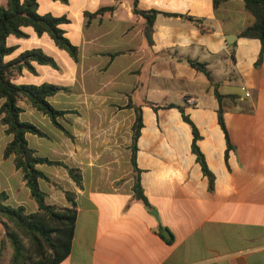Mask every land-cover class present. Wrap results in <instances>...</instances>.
I'll use <instances>...</instances> for the list:
<instances>
[{"label":"crops","instance_id":"0c3cea01","mask_svg":"<svg viewBox=\"0 0 264 264\" xmlns=\"http://www.w3.org/2000/svg\"><path fill=\"white\" fill-rule=\"evenodd\" d=\"M36 1L39 15L67 19L61 29L78 51L76 62L65 60L46 34L26 28V39H7L16 47L7 60L49 47L58 67L33 63L34 73L24 70L16 84L72 87V94L59 93L48 102L71 112L58 122L73 140L46 116L19 104L21 120L40 131L45 127L44 138L25 136L35 154L81 172L78 189L63 168L50 166L47 174L45 165L37 166L75 194L71 249L59 264H264V53L255 66L260 42L239 37L253 22L243 0L216 8L213 0H136L140 10L158 13L150 47L143 19L132 14L133 0ZM107 7L113 10L89 16ZM187 59L203 63L212 82ZM215 86L224 96L220 106L230 147L217 121ZM129 104L140 107L143 125L136 144L138 173L130 161L134 112L124 108ZM168 105L181 107L195 126L211 187L191 153L190 126ZM8 141L0 147V167L5 164L0 191L7 205L33 213L37 208L20 171L12 157H2ZM135 175L147 204L133 196ZM42 184L48 204L67 206L62 192ZM2 253L7 258L1 264H8L6 241Z\"/></svg>","mask_w":264,"mask_h":264},{"label":"trees","instance_id":"16d2710c","mask_svg":"<svg viewBox=\"0 0 264 264\" xmlns=\"http://www.w3.org/2000/svg\"><path fill=\"white\" fill-rule=\"evenodd\" d=\"M52 1H59L63 4L68 2V0ZM226 1L228 0H213V6L216 8L220 3ZM243 3L253 22L239 33V37L256 39L260 42L261 49L255 62V66H258L264 53V0H243ZM37 7L36 0H5V4L0 5V126L4 127V134L10 137L3 150L2 157L4 159L12 157L13 166L20 171L24 185L29 191V198L37 208L33 213H26L22 206L11 207L6 204V193L0 191V226L3 232V239L0 243V257L6 241L11 248L8 264H59L67 257L71 249L77 216L75 194L64 191L60 185L38 170L37 166L46 165L63 168L76 187L82 189L80 170L68 167L60 161H52L37 156L35 151L28 146L25 138L26 134L38 138H44L46 135L33 124L21 120L23 110L19 106L20 103H24L42 116H46L55 128L73 140L70 133L58 122V119H63L66 114L71 112L57 110L48 102L49 98L59 93L72 94L70 87L50 83L39 85L15 83V80L21 76L24 70L34 73L33 63L57 70L58 67L54 59L38 48L25 50L14 58L6 59L16 50L15 46L7 45V39L10 36L16 39H26L27 35L22 29L29 27L37 36L46 34L57 49L65 51L74 62L77 61V47L69 42L61 29V26L68 22L67 19L65 17H54L50 14L39 15ZM112 10V7L103 8L89 16L94 18L100 16L103 12ZM132 14L143 19V37L147 46L150 47L152 45L153 24L158 13L140 10L137 7V1L133 0ZM186 61L190 67L203 73L212 82L210 74L203 63L189 59ZM214 95L219 103L217 121L225 135L227 146L230 147L223 122V111L220 106L224 96L218 93L216 86ZM227 97L234 98L232 95ZM124 108L133 107L129 104ZM167 108L178 109L182 120L190 126L192 133L191 153L195 155L196 162L200 165L201 172L208 179L211 187L213 176L208 171L204 157L196 146L199 137L195 126L184 115L181 107L168 105ZM133 112L130 161L134 172L138 173L135 164L136 144L143 125L140 107H134ZM39 182L45 183L53 190L61 191L67 206L58 207L48 204L45 201L46 194L41 190ZM132 191L136 200L147 204L139 178L136 175Z\"/></svg>","mask_w":264,"mask_h":264},{"label":"rangeland","instance_id":"374dc122","mask_svg":"<svg viewBox=\"0 0 264 264\" xmlns=\"http://www.w3.org/2000/svg\"><path fill=\"white\" fill-rule=\"evenodd\" d=\"M1 3V2H0ZM2 4V3H1ZM41 10H42V8H41ZM28 31H31L32 32V29L31 28H26ZM47 37V36H46ZM50 39V38H49ZM50 41H51V43H52V40L50 39ZM27 42H29V41H27ZM29 43H26V44H21L23 47H25L26 45H28ZM51 46V49H57L56 47H55V45L52 43V44H50ZM51 49H49V47H43L42 48V51L44 52V53H46L47 55H51ZM57 50H59V49H57ZM59 53H61L60 54V56H62V57H64L65 58V60H67V58H69L70 59V61H72V59L68 56V54L65 52V51H62V50H59ZM58 64L60 65V64H63V61H62V59L60 58L59 60H58ZM70 89H71V91H72V87H70ZM64 95H66V94H64ZM124 99H126V98H124ZM35 113H37V112H35ZM37 116H39V117H42V115L41 114H39V113H37ZM125 123V122H124ZM34 124V123H33ZM39 128H41V130L42 131H44V128L45 127H41V126H39ZM35 139H38L37 137H35ZM8 141V137L1 131V128H0V147L5 143V142H7ZM37 141H41L40 143L41 144H46V141L45 140H37ZM5 164H3L2 166H4ZM0 167V169H2L3 167ZM42 170L44 171V172H46L47 174H50L51 172H52V170H53V167H50V166H43L42 167ZM42 187H44V189H52V188H50V187H48L45 183H43L42 184ZM53 190V189H52ZM54 191H59V190H54ZM61 192V191H60ZM55 200L57 201V199L55 198ZM2 258H3V260H6V258H7V254L6 253H2L1 254V257H0V261H3L2 260ZM0 264H1V262H0Z\"/></svg>","mask_w":264,"mask_h":264},{"label":"built area","instance_id":"2783aa9c","mask_svg":"<svg viewBox=\"0 0 264 264\" xmlns=\"http://www.w3.org/2000/svg\"><path fill=\"white\" fill-rule=\"evenodd\" d=\"M241 91H244V92H245V93H244V96H245V97H248V96H249L248 92L245 91L244 87H241Z\"/></svg>","mask_w":264,"mask_h":264},{"label":"water","instance_id":"95a60500","mask_svg":"<svg viewBox=\"0 0 264 264\" xmlns=\"http://www.w3.org/2000/svg\"><path fill=\"white\" fill-rule=\"evenodd\" d=\"M167 234V233H166ZM165 233H163V236L167 239V235Z\"/></svg>","mask_w":264,"mask_h":264}]
</instances>
